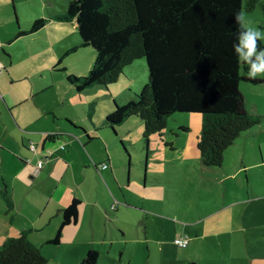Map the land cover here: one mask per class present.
Masks as SVG:
<instances>
[{"label": "crops", "instance_id": "1", "mask_svg": "<svg viewBox=\"0 0 264 264\" xmlns=\"http://www.w3.org/2000/svg\"><path fill=\"white\" fill-rule=\"evenodd\" d=\"M7 7L10 10V3L0 0V244L26 231L48 259L47 264H79L90 249L100 253L97 264L103 255L111 259L110 264H123L129 256L131 264L130 256L137 254L138 247L129 250L128 242L136 246L146 242L149 256H153L155 245L164 258L168 233L169 238L189 234L191 244L194 232L197 242L190 247L194 249L202 237H208L201 233L205 227L220 233L242 231L244 243L255 237L256 231L264 234V107L258 103L255 110L248 109L260 116V122L226 149L223 165L215 169L202 164L201 154L197 165L190 161L192 122L200 119L201 124V118L197 114H173L164 134L167 138L157 149H150L142 186L138 161L132 156L127 165L113 143L114 138H120L133 145L129 133L134 125L137 129L140 125L143 133V123L131 116L116 127L114 134L105 122V116L114 110V100L123 104L134 95L125 101L114 96L112 107L106 104L99 112L93 102L92 111L87 104L81 110L76 94H56V80L39 79L30 66L20 71L12 50L17 40L41 33L49 21H61L55 17L64 13L45 17V26L28 33L41 17L37 15L17 28L11 23L12 16L3 12ZM68 22L77 26L75 20ZM75 49L61 46L64 53L57 57L51 53V67L71 70L64 56ZM92 65L69 72L85 75ZM86 116L89 120L80 119ZM188 186L198 195L196 209L175 201L182 194L180 189L185 193ZM75 199L78 217L62 228L55 243L64 212ZM242 259L248 261L246 253Z\"/></svg>", "mask_w": 264, "mask_h": 264}, {"label": "trees", "instance_id": "2", "mask_svg": "<svg viewBox=\"0 0 264 264\" xmlns=\"http://www.w3.org/2000/svg\"><path fill=\"white\" fill-rule=\"evenodd\" d=\"M259 1L71 0L66 13L55 18L75 20L82 45L93 47L96 57L87 74H69L68 81L79 93L95 85L108 87L126 75L127 66L144 58L148 83L136 99L123 104L114 100V110L105 122L117 134V126L131 116L139 117L149 141L153 134H165L173 114H200L197 147L202 164L219 168L226 149L260 122V116L248 111L241 85L259 84L263 79H249V65L237 62L233 52L237 26L232 18L235 12L254 11ZM46 22L44 17L36 19L27 32L39 30ZM259 48L264 49V41ZM77 206L75 199L65 210L55 243L62 228L76 221ZM99 255L90 249L79 264H97ZM47 262L26 231L0 244V264Z\"/></svg>", "mask_w": 264, "mask_h": 264}, {"label": "rangeland", "instance_id": "3", "mask_svg": "<svg viewBox=\"0 0 264 264\" xmlns=\"http://www.w3.org/2000/svg\"><path fill=\"white\" fill-rule=\"evenodd\" d=\"M3 1L6 2V0ZM70 1L71 0H7V2L10 3V10L7 7L8 9H3V12H5L6 15L7 13L10 14L12 16L11 23L15 27L20 28L19 25L21 23L24 24L32 21V19L37 15H39V17H46L49 19V17L55 13L65 14ZM7 10L9 11L7 12ZM244 14L248 21H250L252 27L264 32V1H260L254 11L248 12L244 10ZM17 18L19 20V24ZM48 24L46 30L41 33L28 35L26 38L17 40L14 44L12 50L14 51L16 59V67L22 71L24 67L30 66L33 71L32 73H34L35 76H38L39 79L43 78L47 81L56 80V94L58 96L60 94L62 96L66 94H76V105L81 110L84 108L83 106L87 104V108L92 111L91 108L93 103L94 106L96 104L98 112L100 110H104L103 107H106V104L112 107L110 101L113 100L114 96L120 101L123 99V101H125V99L133 94L136 99L137 92L141 91L144 85L148 83V65L146 60L141 58L136 60L133 64H131V66H127L125 68L126 75L122 74L117 82L110 84L108 87L95 85L90 90L79 93L68 81V73L75 68L82 70L90 67L96 57L95 50L91 46L80 45L82 40L74 22H58L56 20H51ZM61 46L64 49H71V47L74 46L77 47V49L64 56V62L67 63L71 69L69 71L53 69L50 64L49 57H52L51 53H53L56 57L59 53H64L61 51ZM46 53L50 54L47 55ZM259 77L264 79V74H260ZM241 89L247 96L249 111L253 109L255 110L258 103L264 107V82L259 84L242 82ZM126 101L128 102V100ZM262 110L264 109L262 108ZM197 116L202 118L200 114H197ZM80 119L89 120V117H80ZM94 120L96 122L99 121L97 114L95 115ZM137 120L142 124L139 117H137ZM192 123L189 154L190 161L195 166L197 165L196 162L200 157V153L198 152V148L196 146L197 137L201 133L200 119ZM167 130L168 128L166 129V132ZM129 135L128 136L131 137L132 142H134L133 145H131V142L129 141L126 143L122 142L120 138H114L115 142L113 145L114 148H117L118 152H120L125 159H127V165L130 160L132 161V156L134 157V162L138 161V182L144 186L146 165L150 155V149H157L167 137L165 135L160 137L159 134H153L150 136L149 141H147L141 132L140 125L138 126V129L137 126L134 125L133 131L129 133ZM124 137L125 136H123V138ZM189 164L190 163H188V165ZM128 178L129 172L127 168V179ZM145 190L143 188V191ZM180 191L182 194L175 199L177 204L185 206L189 205L188 207L196 209L194 208V205L198 202V195L195 193L193 186H188L185 193L184 188H181ZM185 197L189 199V202L186 201ZM217 231L218 230L215 228H202L201 233H206L208 237H200L201 242L196 249L190 248L197 242V236H195L194 232H191L193 241L187 247H179L175 244L174 239L177 235L169 238L170 234H166L164 238L167 240V242H165L166 247L164 251V258L155 245L153 246V256H149L146 242L138 244L137 246L136 243L128 242L129 250L133 247H138V250L136 249L137 254L135 256H130L133 259L131 264H264V234L256 231L255 237H250L251 240L248 239L249 242L244 243L242 240L244 239V233L242 231L230 230L226 233H220ZM245 235L247 238L248 234ZM248 251L253 252L255 254V258H251V256L248 255ZM244 253H246L249 262L247 259H242ZM128 257L129 256H126L124 258L123 264H130ZM110 263L111 259L103 255L101 264Z\"/></svg>", "mask_w": 264, "mask_h": 264}, {"label": "clouds", "instance_id": "4", "mask_svg": "<svg viewBox=\"0 0 264 264\" xmlns=\"http://www.w3.org/2000/svg\"><path fill=\"white\" fill-rule=\"evenodd\" d=\"M237 26V37L233 43V52L238 63L249 65L248 78L256 79L264 74V49L259 48L264 41V32L251 26L243 11L235 12L232 16Z\"/></svg>", "mask_w": 264, "mask_h": 264}, {"label": "built area", "instance_id": "5", "mask_svg": "<svg viewBox=\"0 0 264 264\" xmlns=\"http://www.w3.org/2000/svg\"><path fill=\"white\" fill-rule=\"evenodd\" d=\"M2 67H3V65L0 64V69H2ZM61 147L63 149L65 148L64 145H62ZM31 149L35 150V145L34 144L31 145ZM38 166H39V168H42L43 167V161H40ZM101 166L102 167H107V164H102ZM190 241H191V238L188 235H186V234L178 235L174 239L175 244L178 245L179 247H187L188 244L190 243Z\"/></svg>", "mask_w": 264, "mask_h": 264}]
</instances>
